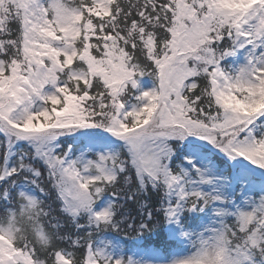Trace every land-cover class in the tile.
<instances>
[{"label": "snow or ice", "instance_id": "obj_1", "mask_svg": "<svg viewBox=\"0 0 264 264\" xmlns=\"http://www.w3.org/2000/svg\"><path fill=\"white\" fill-rule=\"evenodd\" d=\"M0 264H264V0H0Z\"/></svg>", "mask_w": 264, "mask_h": 264}]
</instances>
